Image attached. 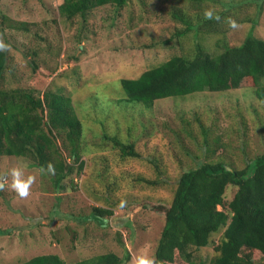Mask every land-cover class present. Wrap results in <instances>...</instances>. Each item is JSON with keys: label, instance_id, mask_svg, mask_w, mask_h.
Here are the masks:
<instances>
[{"label": "rangeland", "instance_id": "rangeland-1", "mask_svg": "<svg viewBox=\"0 0 264 264\" xmlns=\"http://www.w3.org/2000/svg\"><path fill=\"white\" fill-rule=\"evenodd\" d=\"M61 1L0 0V42L7 45L2 50L8 57L0 87L21 89L34 96L49 87L62 88L73 101L83 127L81 142L85 143L81 144L83 168L78 171L74 163L59 191L28 160L0 157V183H4L0 189V264H19L47 254L65 262L105 253L121 256L124 248L130 255L127 264H136L141 254L154 258L164 225L161 216L145 208V201L167 203L179 171L195 167L196 161L221 159L243 167V156L252 159L264 154V100L256 98L251 86L166 98L148 109L141 104H115L120 78H136L192 45L193 32L174 37L183 25L171 19L169 10L177 8L193 17L196 5L201 12L211 9L213 13L220 5L207 0H128L119 9L104 5L89 11L86 18L67 20L58 13ZM262 5L253 34L264 40V1ZM254 9H250L251 16ZM218 25L224 30L222 23ZM249 29L250 24L229 27L226 39L239 44ZM216 39V35L199 33V42L210 52ZM202 130L210 147L201 152ZM104 133L133 143L138 153L129 161L134 173L155 178V169L145 159L158 160L165 182L153 189L136 183L130 190L126 185L121 197L124 208L114 209L112 217L98 223L89 213L95 205L91 186H100L93 178L99 161L86 156L92 157V151L103 148L108 166L113 165L116 149L103 140ZM62 153L67 161L72 160L68 151ZM13 167L35 177L27 197H20L10 186ZM235 191V187H227L226 202ZM125 216L131 222L129 227L118 226ZM217 237L212 235L211 239ZM195 256L207 263L210 247L200 249ZM256 264H264V260Z\"/></svg>", "mask_w": 264, "mask_h": 264}, {"label": "trees", "instance_id": "trees-1", "mask_svg": "<svg viewBox=\"0 0 264 264\" xmlns=\"http://www.w3.org/2000/svg\"><path fill=\"white\" fill-rule=\"evenodd\" d=\"M127 1L62 0L58 13L67 20L76 16L86 18L88 12L97 7L112 5L119 9ZM207 1L220 5L211 19L205 18L197 5L193 17L177 8L168 11L172 20L183 25L174 37L179 39L193 32L192 45L187 50L182 49L181 54L148 67L136 78H120L117 82L120 96L115 104H141L148 109L154 102L166 98L251 86L255 87L256 98L264 100L261 82L264 80V40L253 34L264 0ZM250 9L255 10L254 16L250 15ZM231 20L239 26L250 24V29L236 45L226 39ZM201 32L204 36H217L212 52L199 42ZM218 46L221 49H216ZM7 58L6 52L0 50V85L7 70ZM30 65L36 69L32 62ZM87 103L90 108L89 99ZM72 104L70 96L55 86L47 88L40 96L0 87V157L28 160L30 166L40 171L51 164L54 173H43L57 191L61 190V182L72 173L73 164H78V171L84 164L80 160L81 147L85 144L81 142L83 127ZM202 137L201 152L210 147L205 130ZM102 138L116 149L113 165L108 166L103 148L92 151V157L86 156L99 161L93 178L100 186H91L95 205L89 213L98 223L112 217L114 209L124 208L121 197L126 185L130 190L136 183L153 189L165 182L161 179L158 160L150 156L145 159L156 173L155 178L149 179L146 173L143 176L133 172L129 161L138 157L133 143L122 142L107 133ZM62 150L69 152L70 162L63 157ZM243 160V167L222 159L196 161L195 167L179 171L167 203L145 201L148 202L145 208L164 220L155 247V264H256L264 260V154L252 159L243 156ZM228 186L235 187L236 191L226 202L224 195ZM120 219V227L131 224L126 216ZM212 235H218L217 240L211 239ZM207 246L211 256L203 263L201 256L195 253ZM123 251L121 256L105 253L73 262H65L54 254L38 255L19 264H127L130 255L127 248Z\"/></svg>", "mask_w": 264, "mask_h": 264}, {"label": "clouds", "instance_id": "clouds-1", "mask_svg": "<svg viewBox=\"0 0 264 264\" xmlns=\"http://www.w3.org/2000/svg\"><path fill=\"white\" fill-rule=\"evenodd\" d=\"M205 18H213V11L211 9L204 12ZM231 26L236 27L235 21L231 22ZM7 47L3 42H0V50ZM42 172L46 171L48 174L54 173V168L51 164L47 166V169H41ZM7 175V173L5 174ZM10 175L12 177L11 188H13L20 197H27L29 195V190L31 185L35 181V177L32 175L25 176L24 170L21 167H13L10 170ZM4 188V183H0V189ZM123 205V202H122ZM136 264H155L154 258L146 254H141L136 258Z\"/></svg>", "mask_w": 264, "mask_h": 264}]
</instances>
